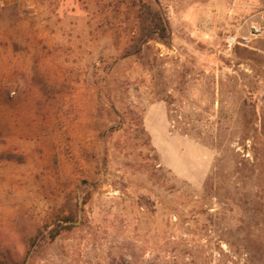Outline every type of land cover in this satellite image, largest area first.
Listing matches in <instances>:
<instances>
[{
    "label": "rangeland",
    "instance_id": "374dc122",
    "mask_svg": "<svg viewBox=\"0 0 264 264\" xmlns=\"http://www.w3.org/2000/svg\"><path fill=\"white\" fill-rule=\"evenodd\" d=\"M149 1L0 0V264H264V0Z\"/></svg>",
    "mask_w": 264,
    "mask_h": 264
},
{
    "label": "trees",
    "instance_id": "16d2710c",
    "mask_svg": "<svg viewBox=\"0 0 264 264\" xmlns=\"http://www.w3.org/2000/svg\"><path fill=\"white\" fill-rule=\"evenodd\" d=\"M134 12L135 32L125 47L124 56L139 54L141 47L149 40L170 44V33L164 10L149 0H129ZM66 220V219H65ZM68 220V219H67ZM67 225L60 224L49 231V239L55 238Z\"/></svg>",
    "mask_w": 264,
    "mask_h": 264
},
{
    "label": "built area",
    "instance_id": "2783aa9c",
    "mask_svg": "<svg viewBox=\"0 0 264 264\" xmlns=\"http://www.w3.org/2000/svg\"><path fill=\"white\" fill-rule=\"evenodd\" d=\"M259 32L258 27H254V34ZM247 41L246 36H229L226 39V45L228 49H231L235 45H243Z\"/></svg>",
    "mask_w": 264,
    "mask_h": 264
}]
</instances>
